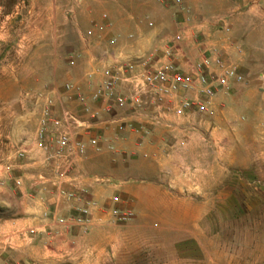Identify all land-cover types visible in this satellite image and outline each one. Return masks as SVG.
Wrapping results in <instances>:
<instances>
[{"label": "crops", "instance_id": "crops-1", "mask_svg": "<svg viewBox=\"0 0 264 264\" xmlns=\"http://www.w3.org/2000/svg\"><path fill=\"white\" fill-rule=\"evenodd\" d=\"M182 1V6L170 0L37 3L54 7L55 15L61 14L60 7L64 8L73 21L85 27L90 22L109 25L96 29L89 45L81 36V48L69 52L74 59L73 68L56 62L49 82L19 78L12 82L24 90L29 86L40 88L41 95L34 112L28 107L37 102L36 96L30 99L26 95H16L13 110L0 112V180L5 181L0 186V264H24L27 260L34 264H61L59 261L65 256L71 264H104L106 256L96 261L91 258L98 251L88 238L100 232L104 238L100 243L111 244L113 232L122 227L108 212L114 205L132 210L133 216L124 221H128L124 226L130 230L147 232L152 224L146 218L155 216L153 222L162 228L174 227L183 236L199 229L207 215L234 214L235 208H261V187L253 185L261 182V175H249L255 168L247 159L254 156L261 163V130L257 128L254 136L241 140L236 131L242 124L223 111L225 104L233 103L234 96L216 94L211 111L206 114L178 117L168 113L159 121L154 119L155 107L148 102L137 108L108 109L104 102L91 98L102 67L138 62L139 57L149 55L150 61H164L163 50L178 33L183 39L178 42L174 57L182 69L187 66L186 60L199 58L204 48L218 49L224 56L234 55L233 43L217 40L222 35L221 26L210 22L207 13L193 0ZM103 13H107V20L102 19ZM112 35L117 38L115 44L108 41ZM55 51L60 53L58 48ZM64 82H70L72 88L66 90ZM48 105L55 113L69 109L83 121V126L75 129L72 143L82 141L86 150L72 158L69 169L62 168L66 157L60 164L50 157L53 146L44 150L36 144L39 115L35 113ZM218 109V120L204 119ZM92 137L99 139V149L89 145ZM19 149L26 151L22 158L17 157ZM57 164L62 168L58 178ZM38 173L56 180L65 189L75 190L79 200L58 196L50 181L34 187L32 180ZM17 177L22 180L19 188L13 185ZM98 177L107 178L108 182L97 181ZM111 192L121 197L120 204L112 202L115 194ZM250 199L258 201L251 203ZM90 200L95 206L90 208L87 224L68 226L56 222V217L72 212L74 205ZM31 228L42 233L28 238L26 233Z\"/></svg>", "mask_w": 264, "mask_h": 264}, {"label": "rangeland", "instance_id": "rangeland-1", "mask_svg": "<svg viewBox=\"0 0 264 264\" xmlns=\"http://www.w3.org/2000/svg\"><path fill=\"white\" fill-rule=\"evenodd\" d=\"M42 1L0 0L1 114L13 110L16 95H26L30 99L36 96L37 102L41 95L40 88L29 86L24 90L15 87L12 83L15 78L26 82L34 79L49 82L56 62L73 68L69 52L81 48V34L92 24L82 26L73 21L68 10L61 7V14L55 15L54 7L38 6L37 3ZM193 2L207 13L210 22L219 26L221 21L227 24L229 30L222 31L217 40L233 43L234 55L228 57L245 75L243 83L232 84L217 94L234 96L233 103L225 104L223 111H228L242 124L239 130L235 129L241 134V140L254 136L257 128L261 130V163L254 156L247 158L255 168V171L248 172L249 175H261V182L253 184L261 187V208L252 207L250 211L235 208L234 214L207 215L200 228L192 230L187 236L181 235L174 227H160L159 223L153 222L155 216L146 218V222L152 224L147 232L136 231L135 228L130 230L129 226H124L128 221H122L121 229L113 232L110 245L100 243L104 239L100 232L88 238L97 245L98 252L91 257L95 261L106 256L108 259L104 264H264V0ZM56 48L60 53L56 54ZM37 102L30 103L28 109L31 112L38 108L40 103ZM41 111L37 110L35 114L40 116ZM219 113L218 109L214 115L204 119L218 120L215 117H219ZM238 145L241 143L238 142ZM242 156L246 159L245 152ZM111 194L117 195L116 192ZM249 201L254 203L258 200ZM38 233L42 232L35 231L34 234ZM34 234L27 232L26 237ZM32 262L27 260L24 264H34ZM59 262L72 263L68 256Z\"/></svg>", "mask_w": 264, "mask_h": 264}, {"label": "built area", "instance_id": "built-area-1", "mask_svg": "<svg viewBox=\"0 0 264 264\" xmlns=\"http://www.w3.org/2000/svg\"><path fill=\"white\" fill-rule=\"evenodd\" d=\"M164 1V0H158ZM177 6H182V0H170ZM102 19L107 20V13L102 14ZM109 25V23H105ZM105 24L93 23L82 34V40L89 45L94 38L96 29H103ZM220 29L228 31L229 27L224 21L219 22ZM183 39L182 34H176L163 50L164 61L158 63L150 61L151 57L141 56L138 62L117 63L106 65L100 69L101 77L91 93V98L95 101L105 103L110 108L129 106L137 108L148 102L156 109L154 119L157 121L166 118L168 113L174 116L183 117L191 114H206L211 111L212 101L215 95L232 84L243 83L245 75L239 67L228 56H224L215 49H201L200 57L195 60H186V68L182 69L175 61L174 55L177 53L178 42ZM110 44L117 42L116 36L112 35L108 39ZM242 52V50H239ZM108 53L109 50L107 51ZM70 64H74V59H70ZM97 72L98 67L94 68ZM94 72V73H95ZM92 76V73H89ZM66 90L72 88L70 82L64 85ZM50 105L45 107L38 118L36 129V144L39 148L47 150L53 146L50 157L62 162V168L69 169L73 165L72 158L81 156L86 150V144L82 141L72 143V136L78 127L83 126V121L69 109H64L59 113L53 112ZM86 109V108H85ZM91 116H96L91 113ZM89 145L99 149V139L92 137ZM26 154L24 149L17 151V157L22 158ZM58 165V164H57ZM61 165H58L57 178L61 177ZM42 173H38L32 180L34 187H42L50 181L56 188L58 196L67 200L78 201L79 195L75 190L63 188L56 180H50ZM97 181L108 182L107 178L98 177ZM22 184L20 177L13 180V185L19 188ZM5 181L0 180V186H4ZM115 204L121 203V197L114 195L111 198ZM95 206L93 200L83 205L76 204L72 207V212L56 217L58 224L68 226H83L89 222L90 212ZM109 214L119 222L126 221L133 216L132 210L119 208L116 205L108 209ZM36 230L29 229L30 234Z\"/></svg>", "mask_w": 264, "mask_h": 264}]
</instances>
